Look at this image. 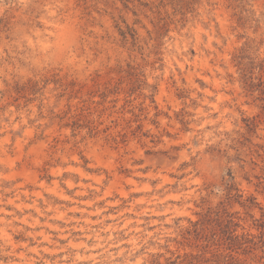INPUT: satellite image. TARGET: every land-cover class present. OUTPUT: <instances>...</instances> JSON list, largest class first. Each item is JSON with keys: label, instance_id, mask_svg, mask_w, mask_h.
<instances>
[{"label": "rangeland", "instance_id": "obj_1", "mask_svg": "<svg viewBox=\"0 0 264 264\" xmlns=\"http://www.w3.org/2000/svg\"><path fill=\"white\" fill-rule=\"evenodd\" d=\"M262 9L77 0L57 44L78 15L87 58L13 81L0 105V199L35 204L49 236L50 217L74 213L95 241L85 264H264ZM27 14L0 0V37Z\"/></svg>", "mask_w": 264, "mask_h": 264}, {"label": "clouds", "instance_id": "obj_2", "mask_svg": "<svg viewBox=\"0 0 264 264\" xmlns=\"http://www.w3.org/2000/svg\"><path fill=\"white\" fill-rule=\"evenodd\" d=\"M23 2L24 7L28 8V14L20 19L7 40L0 37V105L16 102L10 95L13 81H42L57 65L70 64L73 56L87 58L89 55L87 50L91 44L78 15L74 16L73 33L68 40L61 45L57 44L60 38L59 26L68 22L69 6L75 10L77 0ZM261 11L264 12V9ZM208 14L215 22V12L209 10ZM45 39L51 43L47 47H41L40 41ZM6 94L8 99H5ZM78 147L80 150H91L86 144ZM2 178L9 179L7 176ZM73 180L75 177H70L63 183L68 188H73ZM10 204L11 211L8 210ZM39 211L35 204L0 199V213L3 214L0 215V264H85L86 257L82 253H87L89 242L94 244L95 241L86 231L75 227L79 222L74 220V213L73 217H69L68 210H65L63 216L50 217L52 223L47 228L55 227L56 230L49 236L46 232L37 231L38 220L35 213ZM63 221L67 223L60 227L59 222ZM17 234L21 235L24 242L13 239ZM38 236L43 239L38 240ZM60 238L63 243H60ZM87 260L91 261L92 258L87 257ZM103 260L102 256L101 261Z\"/></svg>", "mask_w": 264, "mask_h": 264}]
</instances>
